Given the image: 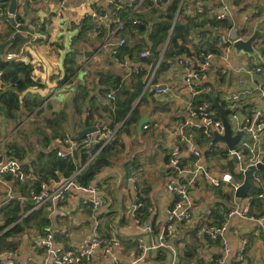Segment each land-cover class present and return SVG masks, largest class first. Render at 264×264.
<instances>
[{
    "label": "crops",
    "instance_id": "crops-1",
    "mask_svg": "<svg viewBox=\"0 0 264 264\" xmlns=\"http://www.w3.org/2000/svg\"><path fill=\"white\" fill-rule=\"evenodd\" d=\"M62 1L17 0L15 17L20 18L24 30L32 31V38L26 41L16 39L13 46L9 47L11 43L4 50V57L17 54L19 56L15 61L30 66L31 79L37 84L19 94L20 103L11 115L2 108L0 97V142L3 143L0 157L4 154L6 144L11 153L14 149L24 151L22 164L27 177L20 183L4 177L1 179L0 210L2 214L16 210L20 215L7 229L33 216L31 221L23 224L20 235L14 238L18 243L16 249L0 252L4 254L3 259H19L21 264H50V257L35 244L42 236L43 229L49 227L55 245L64 250H79L95 232L116 238L119 245L114 248L111 257H105L100 249L88 264H215V260L220 258L226 264H235L240 257L243 241L247 243L241 256L243 263L264 264V222L256 221L264 214V198L257 197V187L253 183V189L250 190L249 185L238 198L236 192L240 189L213 188L203 179H198L191 191L193 221L183 224L167 221V210L175 201V195L166 190V185L182 181L168 163V154L171 147L177 144L176 133L185 117L186 94L180 89L184 68L174 63L175 59L165 69L161 68L160 63L152 82V85H161L169 90L157 94L151 86L142 91L146 100L140 102V94L134 101V106L139 104L137 121L148 115L149 120L144 124L148 128L138 132L136 122L127 132L121 133L123 146L115 152L112 165L98 173L90 184L98 189L105 204L94 210L83 203L89 194L68 189L63 202H48L39 210L32 209L29 191L42 181V177L48 176L49 169L45 167L49 163V153L54 149V139L65 134L77 136L83 126L92 127L98 123L113 126V102L103 95L99 96L98 89L109 78L111 81L120 78L121 83L129 87L131 77L135 76L127 77L120 62L125 58L132 63L138 62L127 56L116 57L117 47L106 43L112 29L103 38L94 36L85 18L92 10L127 0H65V10L61 11ZM184 4L183 15L192 18L195 6L188 1ZM222 6L230 11L227 25L239 22L243 26L244 17L250 15V25L247 24L250 26L249 31L247 28L250 36L256 28L264 33V0L206 2V7L210 8L207 10L209 15L213 10L220 11ZM155 10L156 14L153 15V10L145 9L143 18L146 22L154 16H158L160 21L158 11L163 10ZM256 11L258 14H255ZM16 31L10 22L3 24L0 21V45L7 42ZM116 35L112 37L114 43L121 39L116 38ZM23 36L28 35L23 32ZM190 39L184 48L193 53L199 48V39ZM144 41L149 47L146 37ZM252 47L254 56L237 53L232 65H236L240 59L264 67V35ZM87 52L93 53L87 57ZM216 64L222 65L220 62ZM68 74L70 76L65 79ZM210 77L208 86L219 92L216 95L220 102L232 93H240L244 106L255 103L264 110L263 98L257 94H242L247 85L226 86L217 79L213 80V75L210 74ZM78 85H83L89 93L84 102L73 101L78 93ZM29 108H33L31 113H28ZM195 135L194 145L202 155L199 162L215 175L230 172L232 163L236 161L226 157V154L212 152L209 144L200 142L203 140ZM260 148L264 162V134L261 136ZM63 178L59 173L54 178L55 183ZM58 187L59 184L51 183L48 190L51 193ZM135 198L140 200L142 206L133 212ZM232 210H247L248 215H235L227 219V213ZM8 218L10 216L2 215L1 227ZM225 222V243L196 237L198 226H220ZM143 223H151L152 231H143ZM160 235H163V242L159 240ZM139 245L146 250L143 251Z\"/></svg>",
    "mask_w": 264,
    "mask_h": 264
},
{
    "label": "built area",
    "instance_id": "built-area-1",
    "mask_svg": "<svg viewBox=\"0 0 264 264\" xmlns=\"http://www.w3.org/2000/svg\"><path fill=\"white\" fill-rule=\"evenodd\" d=\"M169 1H116L111 3V10L108 7L95 9L88 13L85 18L90 24L91 33L94 36H99L103 29H112L110 36L106 39V43L115 47H121L125 45V39L121 38L118 42L114 43L112 37L126 25L145 26V19L137 17L145 11L144 5L157 10H164ZM186 1L195 6V11L191 17H198L197 22H200L204 18L205 22L202 26L191 29L190 41L198 38L199 48L193 53H190L189 49L186 48V51L175 58L174 61V63L184 68L180 79V89L186 94V100L184 101L185 117L176 133L177 144L171 147V151L168 154L170 169L177 177L182 178V181L178 183H168L166 185V190L175 195V201L167 210V221L171 224H183L193 221L191 191L198 179H203L213 188L228 187L236 191L242 187L243 172L248 167L255 166L259 162L264 163L261 158L260 148L261 136L264 134V110L259 108L255 103L244 106L240 93H232L224 100H221V102L219 98L217 99L222 109L228 112L226 119L230 125L232 136L237 132H242V136L235 145L234 150L230 151L223 149L221 146L223 143L221 142L212 144L215 133L218 135H223L224 133L221 119L218 116L219 113L213 106V103L208 102L206 99H196L199 96H214L219 94V92H216L214 89L211 90L208 86L209 79L211 78L210 74L213 75V80L217 79L220 84L226 86L247 85L246 90L242 94H257L264 99V67L251 64L248 62L249 60L241 61L240 59H238L236 65H232V60L237 56V52L234 49L235 43L246 41L250 37V33L248 32L250 28L248 26L250 25L251 16L246 15L244 17L243 26L239 22L227 25L226 21L230 18V11L226 6H222L220 11L213 10L209 15L207 10L210 8L206 7V2L209 3L210 0H180L175 19L178 17L179 11ZM235 1L242 3L245 0ZM64 2L65 0L60 4L61 11L65 10ZM123 11H127V13L124 17H120V12ZM255 14H258V11ZM10 17L7 14V10L0 4V21L3 24H7L10 22ZM13 17L16 19L15 15ZM248 23L249 25L247 26ZM111 25H113V28L110 29ZM17 26H20L18 22ZM202 31L208 33L204 40H201L199 37V33ZM170 35L171 30L157 59L151 61V53L148 49H145L139 52L137 56L138 62L132 63L127 58L120 62L121 66L126 70L127 77L143 74V90L151 86L155 88L157 94L166 93L169 90L167 87L160 88L162 87L161 85H152V82L168 46ZM18 56L17 54H9L6 59H16ZM216 62H220L222 65H217ZM10 86L14 85L6 83L3 78V72L0 71V92L6 91ZM116 91L117 89L112 90L107 95V98L112 102L115 101ZM215 97L217 96L213 97V101ZM122 124L123 122L114 128L101 123L95 124L94 132L78 139L70 134H65L53 141L56 156L62 160H67L68 158H73L77 151L83 150L84 155L87 157L84 165L86 166L102 149L112 146L114 142L123 144L121 137L118 135V130ZM147 128L148 125L142 126L144 130ZM195 133L200 135L201 139L208 140L212 144V152H223L226 154V157L236 161L232 163V170L230 172L215 175L209 168L199 162V159H202V155L194 145ZM2 144L0 142V147ZM82 169L83 167L70 177L61 179L59 183H55V180L50 178L46 182H41L37 190L31 189L28 198L32 204V209L39 210L48 202H63L68 189H75L76 191L89 194V197L83 203L90 205L92 209L95 210L102 207L105 204V200L98 194V189L95 186L81 187L76 183L75 177ZM251 173L253 174L252 183L261 190L257 197L263 199L264 182L260 177L255 175V171ZM239 175L242 178H238L237 176ZM3 177H10L18 183L25 181L27 178L21 163L4 155L0 157V181ZM51 183L59 184V187L50 193L48 188ZM141 206L140 200L135 198L132 204L133 212L139 210ZM235 215L246 217L248 212L247 210L241 212L232 210L227 213L226 217L229 219ZM1 220L2 213L0 210V234L2 233ZM256 221L259 223L264 222V214ZM136 223L140 224L138 220H136ZM142 229L145 232L152 231L151 223H143ZM226 231L227 224L225 222L220 226H198L195 234L196 237L202 240L225 243ZM262 236L264 241V231L262 232ZM159 240L163 242V235H160ZM35 244L37 247L42 248L50 257V264H88L92 261L96 251L101 249L105 257H111L114 248L119 245L114 236L108 237L95 232L89 241L79 250H64L55 245L53 233L49 227L43 229L42 236ZM246 244V241L242 242L240 257L235 264H245L241 260V256ZM139 247L143 249L142 245H139ZM145 250L143 249V251ZM3 256L4 254H0V264H21L19 259L5 260ZM215 264H226V262L223 258H220L215 260Z\"/></svg>",
    "mask_w": 264,
    "mask_h": 264
},
{
    "label": "trees",
    "instance_id": "trees-1",
    "mask_svg": "<svg viewBox=\"0 0 264 264\" xmlns=\"http://www.w3.org/2000/svg\"><path fill=\"white\" fill-rule=\"evenodd\" d=\"M179 4V0H170L163 11H158L160 13H158L160 15V21L156 23L153 22V18H150L148 22H146L145 20V26L139 27L126 25L122 30L118 31L116 38H125V45L116 48L115 56L118 58L127 56L132 60H136L139 52L143 48H147L151 53L150 60L157 59L171 30L169 43L161 61V68H167L175 58L179 57L183 52L186 51L184 45L189 41L191 29L194 27H200L205 22L204 18H202L200 22H197L198 17L188 18L187 16L183 15L185 4L182 5L178 17L175 20ZM1 5L5 8L4 3H2ZM143 8L153 10L151 14H156V10L148 5H144ZM108 9L111 10L112 6H109ZM126 13L127 11L120 12V17H124ZM137 17L144 19L143 14L138 15ZM16 21L20 24L21 28H25L22 25V21L19 17H16ZM111 28H113V25L110 26V29ZM107 31H109V29H103L99 36L103 38ZM199 35L200 39L204 40L208 33L206 31H202L199 33ZM144 37H146L147 41L150 43L149 47L146 41H144ZM13 44L14 43L9 45V47L13 46ZM0 71L3 72L4 81L6 83L14 85L8 87L6 91L0 92L2 108H4V110L11 115L12 111L16 110L18 107V103H20L19 94L29 86H34L37 83H35L31 79L30 66L22 62H17L14 59L8 60L6 59V57L0 56ZM72 71H70V73ZM69 76L70 75L68 74L65 79H68ZM131 79L132 80L129 87H126L123 83H121L120 78H114L113 81H111L110 78L108 80L104 79L105 82L103 80L104 84L101 85L97 93L99 96L103 95L104 97H107L110 91L117 89V91L115 92V101L113 102V126L111 127L114 128V126L123 122L122 126L118 130L119 136H121V133L127 132L131 125L138 122L137 107L139 104L134 106V101L140 96V94L142 95V91L144 89L143 74L131 77ZM76 89H78V93H76L73 101H86L89 97L87 89L83 85H78ZM143 95L140 99V102H142L143 99L146 100ZM196 99H206L208 102L213 103V96L210 95L199 96ZM32 111L33 108H29L28 113H31ZM81 113L82 112H80V114ZM74 137L78 139L77 136ZM199 139H201L200 135ZM202 140L203 141L200 142L207 143L209 144L210 148H212V144L208 140ZM6 145L4 154H2L1 156L5 155L7 158H11L20 162L22 167L24 168L22 160L25 158V152L21 151V149H14L11 153L10 147L7 145L6 148ZM122 146L123 144L114 142L112 146L102 149L86 166L84 165L87 161V157L84 155L83 150L77 151L73 158L62 160L56 156L55 150L53 149L49 153V163L45 167L46 169H49V171L47 172L48 176L42 177L41 180H45L43 182H46L50 178L56 179V176H58L59 173L64 178H68L81 167H83V169L75 177V181L81 187H87L92 183L98 173H100L104 168L112 165V159L116 155L115 152L118 151ZM220 154L224 155V153ZM259 173L264 174V171H255V175H257L258 177L260 176ZM252 175L253 174L251 173L250 182L252 181ZM237 177L240 178V176ZM4 178L11 179L10 177ZM261 178L264 180V177ZM42 181L35 184L34 188L32 189L37 190L38 185ZM14 182L18 183L16 181ZM260 192L261 190L259 188H256V194L258 195ZM4 211L6 210L4 209ZM2 215L10 216V218L4 221V224L1 227L2 231L7 229L10 225H12L20 218V215H18V212H16V210H10L6 213L3 212ZM32 218L33 216L24 219L21 223L13 225V227L7 229L4 233H2V235H0V252L16 249L18 243L14 238H16L22 232L23 224L31 221Z\"/></svg>",
    "mask_w": 264,
    "mask_h": 264
},
{
    "label": "water",
    "instance_id": "water-1",
    "mask_svg": "<svg viewBox=\"0 0 264 264\" xmlns=\"http://www.w3.org/2000/svg\"><path fill=\"white\" fill-rule=\"evenodd\" d=\"M33 2H37L40 0H31ZM0 3H7V14L10 15V23L16 28V32L13 34V36L5 43H3L2 45H0V54L2 57H4V50L5 48L13 43L16 39H20V40H30L32 38V31L30 29H25L21 28L20 26H17V22L16 19L13 17V15H15L16 13V8H17V0H0ZM153 22L156 23L158 22V16H154L153 17ZM23 32H25L28 36L24 37L23 36ZM264 33L260 32L259 29H255V31L253 32V34L248 38V40L246 41H239L237 43H235L234 45V49L237 53H245L248 54L250 56H254L255 55V51L253 50V44L258 40V38H260L261 36H263ZM95 50V49H94ZM95 52V51H94ZM93 52H87L86 56H91ZM160 88H163L160 87ZM213 106L215 107V109L217 110V112L219 113V117L221 119L222 125H223V129H224V133L223 135H218V134H214V138L212 140V144H216L217 142H221L223 143L226 148L230 151H233L235 148V145L237 144V142L239 141V139L242 136V132H237L234 136H232V131L230 128V125L226 119V114L228 113L227 110L222 109V107L218 104L217 102V97L214 98L213 101ZM148 115H144L137 123V131L140 132L142 129V126L148 122ZM95 128L94 126L92 127H82L81 130L79 131V133L77 134L78 138H82L84 137L86 134H89L91 132H94ZM252 171H264V163H257L255 166H250L247 168L246 171L243 172V184L242 187L240 188L239 191L236 192V197L240 198L241 195L243 194V192L248 189L249 184H250V173Z\"/></svg>",
    "mask_w": 264,
    "mask_h": 264
},
{
    "label": "rangeland",
    "instance_id": "rangeland-1",
    "mask_svg": "<svg viewBox=\"0 0 264 264\" xmlns=\"http://www.w3.org/2000/svg\"><path fill=\"white\" fill-rule=\"evenodd\" d=\"M243 56H244V55H243ZM223 149H225V146H224V144H223ZM259 175H260L261 177H264V174H263V173H259ZM260 176H259V177H260ZM261 177H260V178H261ZM249 185H250V187H249V188H250V190H251V189H253V187H252V186H253L252 182H250V184H249Z\"/></svg>",
    "mask_w": 264,
    "mask_h": 264
}]
</instances>
